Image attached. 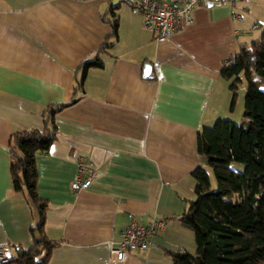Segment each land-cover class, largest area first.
<instances>
[{"label":"crops","instance_id":"1","mask_svg":"<svg viewBox=\"0 0 264 264\" xmlns=\"http://www.w3.org/2000/svg\"><path fill=\"white\" fill-rule=\"evenodd\" d=\"M113 6L117 41L102 66L88 69L83 94L55 112L57 137L37 155L46 232L61 240L43 264H112L129 213L167 224L143 252L115 264H173L167 249L195 252L194 232L179 217L194 196L198 131L239 105L245 81L231 109L220 68L264 24V0L195 6L193 21L167 37L122 0H0V244L32 245L37 220L26 192L13 189L12 132L42 128L47 107L74 95L76 69L111 32ZM80 155L95 172L74 190Z\"/></svg>","mask_w":264,"mask_h":264},{"label":"trees","instance_id":"2","mask_svg":"<svg viewBox=\"0 0 264 264\" xmlns=\"http://www.w3.org/2000/svg\"><path fill=\"white\" fill-rule=\"evenodd\" d=\"M114 7L111 32L98 52L83 59L76 69L74 95L47 107L42 128L12 132L9 148L13 189L26 192L35 206L37 220L30 227L32 245H16L17 253L7 264H43L61 241L46 232L49 200L38 192L37 155L57 137L55 112L83 94L88 69L102 66V52L117 41L119 22ZM110 37L112 42L108 41ZM220 72L230 79L231 109L245 81L243 117L240 121L218 117L198 131L201 163L192 170L196 178L194 196L187 199L188 205L179 217L193 230L196 250L167 249L173 264L264 263V29L258 40L241 44L224 61ZM234 160L242 162L243 168L233 166Z\"/></svg>","mask_w":264,"mask_h":264},{"label":"built area","instance_id":"3","mask_svg":"<svg viewBox=\"0 0 264 264\" xmlns=\"http://www.w3.org/2000/svg\"><path fill=\"white\" fill-rule=\"evenodd\" d=\"M138 9L142 14L144 27L154 32L156 37H167L184 24L193 21L195 6L221 4L229 0H122ZM257 24H254L256 26ZM88 160L80 155L77 171L70 185L74 190L88 186L92 182L94 169L88 167ZM167 224V217L152 216L148 221L138 220L129 213V221L122 230V237L111 247L110 262L125 259L129 254L143 252L149 244V237ZM17 253L8 243L0 244V264H7Z\"/></svg>","mask_w":264,"mask_h":264},{"label":"rangeland","instance_id":"4","mask_svg":"<svg viewBox=\"0 0 264 264\" xmlns=\"http://www.w3.org/2000/svg\"><path fill=\"white\" fill-rule=\"evenodd\" d=\"M264 29V24L262 25L261 27V30L263 31ZM264 85V83H263ZM239 92V90H238ZM244 94H245V86L244 88L242 87V89H240V101H239V105L237 104L235 110L232 112L231 114V111H227V115L225 116H219V117H231L232 119L236 120V121H240L242 120V111H243V107H244ZM231 100H232V97H231ZM231 100L229 102V107L231 106ZM214 123V122H213ZM212 123V124H213ZM232 165L239 168V169H242L243 168V163L242 162H239V161H233L232 162ZM216 185V182H215V179H214V176L212 178V186L215 187Z\"/></svg>","mask_w":264,"mask_h":264},{"label":"water","instance_id":"5","mask_svg":"<svg viewBox=\"0 0 264 264\" xmlns=\"http://www.w3.org/2000/svg\"><path fill=\"white\" fill-rule=\"evenodd\" d=\"M151 70H152V65H151V63H146L145 65H144V75H150L151 74ZM264 264V263H263Z\"/></svg>","mask_w":264,"mask_h":264}]
</instances>
